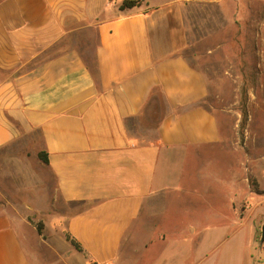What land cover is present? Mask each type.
<instances>
[{
    "label": "crops",
    "instance_id": "0c3cea01",
    "mask_svg": "<svg viewBox=\"0 0 264 264\" xmlns=\"http://www.w3.org/2000/svg\"><path fill=\"white\" fill-rule=\"evenodd\" d=\"M121 2L0 0V264H33L32 250L49 247L35 221L46 238L48 224L59 228L81 264L232 258L228 249L211 255L244 220L234 178L222 188L233 213L188 223L164 209L181 178L200 177L201 155L222 144L203 106L207 79L178 54L182 30L170 20L179 11L149 0L120 11ZM157 92L164 106L156 110ZM144 121L155 126L153 140ZM258 183L264 191V176ZM38 193L45 204L31 200Z\"/></svg>",
    "mask_w": 264,
    "mask_h": 264
},
{
    "label": "rangeland",
    "instance_id": "374dc122",
    "mask_svg": "<svg viewBox=\"0 0 264 264\" xmlns=\"http://www.w3.org/2000/svg\"><path fill=\"white\" fill-rule=\"evenodd\" d=\"M162 1L170 2L179 11L178 22L170 20L171 27L179 23L182 30L183 37L176 38L183 42L178 54L205 75L208 95L203 106L216 117L222 138L218 151L211 155L203 153L201 162L199 158L196 161L200 177L192 180L186 175L180 180L184 185L182 191L167 196L165 212L168 218L188 223L208 211L233 213L226 201V188H222L228 187L226 181L234 178L237 186L233 194L244 198L236 206L237 211L244 212V220L241 225L234 221V226L228 227L227 235L222 237L225 241L216 242L218 247L211 259L218 260L228 249L233 252L228 264H264L261 231L264 202H260L264 191L258 183L260 176H264V0H149V3L154 7ZM156 96L151 105L157 110L164 102L158 92ZM139 127H146L148 137L155 138L154 124L144 121ZM206 159L213 163L205 165ZM206 166L211 167V181ZM37 195L31 200L45 204V194ZM170 222L168 229L174 226L173 220ZM33 225L36 231L39 227L41 239L50 244L43 250H32L33 264H81L71 257L73 252L63 249L64 236L59 228L48 224L46 238L41 221ZM26 248L29 250V245Z\"/></svg>",
    "mask_w": 264,
    "mask_h": 264
},
{
    "label": "trees",
    "instance_id": "16d2710c",
    "mask_svg": "<svg viewBox=\"0 0 264 264\" xmlns=\"http://www.w3.org/2000/svg\"><path fill=\"white\" fill-rule=\"evenodd\" d=\"M139 6H140V0H122L121 4L119 5V10L123 11L125 9H131V8L139 7ZM155 98H157L156 93H155ZM39 159L43 163H47L46 154L40 153ZM37 231L40 232L39 227L37 228ZM71 244L74 246L76 250L80 251V248L78 247L77 244L73 243L72 241H71Z\"/></svg>",
    "mask_w": 264,
    "mask_h": 264
},
{
    "label": "water",
    "instance_id": "95a60500",
    "mask_svg": "<svg viewBox=\"0 0 264 264\" xmlns=\"http://www.w3.org/2000/svg\"><path fill=\"white\" fill-rule=\"evenodd\" d=\"M261 231H262V240L264 241V225L261 227Z\"/></svg>",
    "mask_w": 264,
    "mask_h": 264
}]
</instances>
